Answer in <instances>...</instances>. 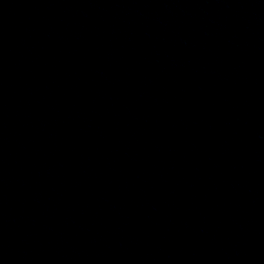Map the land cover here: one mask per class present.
<instances>
[{
  "label": "water",
  "instance_id": "obj_1",
  "mask_svg": "<svg viewBox=\"0 0 264 264\" xmlns=\"http://www.w3.org/2000/svg\"><path fill=\"white\" fill-rule=\"evenodd\" d=\"M0 264H264V0H0Z\"/></svg>",
  "mask_w": 264,
  "mask_h": 264
}]
</instances>
